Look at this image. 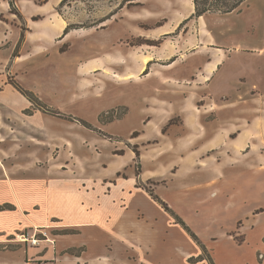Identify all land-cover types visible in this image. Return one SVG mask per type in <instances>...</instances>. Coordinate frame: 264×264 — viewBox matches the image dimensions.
Wrapping results in <instances>:
<instances>
[{"label": "rangeland", "instance_id": "374dc122", "mask_svg": "<svg viewBox=\"0 0 264 264\" xmlns=\"http://www.w3.org/2000/svg\"><path fill=\"white\" fill-rule=\"evenodd\" d=\"M31 1L47 4L45 14L28 10V0H0V202L11 200L13 179L50 225L39 226L38 239L10 232L38 240L30 256L45 239L68 248L28 264H210L208 254L214 264H264V0L201 16L194 0ZM45 21L66 26L44 40L33 26ZM216 54L228 60L210 86L179 89V102L207 127L196 146L218 136L213 161L184 165L176 177L169 154L162 166L148 161L143 175L146 142L135 138L151 99L166 91L160 69L192 76ZM181 119L163 133L186 135ZM19 222L0 212V231ZM25 254L0 250V263L21 264Z\"/></svg>", "mask_w": 264, "mask_h": 264}, {"label": "crops", "instance_id": "0c3cea01", "mask_svg": "<svg viewBox=\"0 0 264 264\" xmlns=\"http://www.w3.org/2000/svg\"><path fill=\"white\" fill-rule=\"evenodd\" d=\"M24 1V0H22ZM30 1L29 3H25L28 10L33 11V13H43L45 14L44 8H46L47 4L44 5H37L34 1ZM19 3V6H22L24 3ZM48 3V2H47ZM38 7V10L35 11V8ZM48 10V9H47ZM45 20V18L41 19ZM38 22V21H37ZM36 22V23H37ZM66 26L65 23L60 22L58 24V27H55L52 25L51 22L44 23V26H41L42 29L39 30V28L34 27L33 33L39 32L37 37H40L44 40H49L53 35L61 34L64 27ZM32 34V32H31ZM36 37V38H37ZM148 59L149 56L145 57ZM228 60L227 58L222 59L221 55H210L208 60L202 64V66H199L194 70V74L192 76H179V71L177 73L168 72L170 69H160V75L159 79L161 81L162 86L165 87V92L162 91V89H158V92L154 98L151 99V103L149 104L147 110L145 111L146 115V123L144 125V130L142 134L135 138L137 140H140V138H143L145 140L146 144L143 146V150L141 151V162L143 163V175L146 173L144 170L145 164L147 162H151L155 165H161L164 161V157L168 156L169 154H172V159H174L169 164V169L175 168V166L178 168L176 172H173V175L176 177L179 175V170L182 166H195L200 165L203 167H207L203 164L208 159L209 161H213L212 158L215 155V152H212V154L209 155V151L214 150L216 146H218V136H213L208 142L204 143L202 147L196 146L198 140L201 138L200 135L204 133V131H207V127L204 124V121L202 120V117H197L195 115V111L190 107H184V104L179 102V94H182L180 90L183 88V86H187L191 92L194 89V86H198L199 89L203 85L210 86L211 82L213 80V77L216 76V73L220 70L223 63H225ZM179 63V52L177 54V60L173 62V64L177 65ZM145 68V63L143 62L142 67H140L139 71L141 72ZM180 89V90H179ZM181 116V122H179V128L181 131H186L187 134L183 135V132H180L175 134V138H172L173 134L172 132L163 133V127L168 121L175 117V116ZM228 128L223 127V131ZM174 130V129H173ZM171 129V131H173ZM177 132V130L175 131ZM227 134H230V132H233V129H228ZM182 133V134H181ZM244 133V131H243ZM242 133V134H243ZM251 135L249 132H245ZM228 136V135H227ZM226 138V135H224ZM231 141L234 139L230 138ZM155 143H149V141H155ZM127 161H132L134 157L136 156L135 153L132 152L127 153ZM126 158V157H125ZM207 163V162H206ZM162 166V165H161ZM263 167V165H261ZM146 169V168H145ZM157 169L155 171L148 174L149 176L155 177L159 176L157 174ZM155 174V175H154ZM154 175V176H153ZM147 178V177H145ZM9 190L12 194L11 200H5L1 201L0 204L3 203H11L15 205V209H5L2 211H8V213H16L19 215V223L21 226H18L17 228H13L12 230H2L0 231V250H8V249H25V262H22L21 264H28L31 262V259L36 260L37 258H47L48 260L54 259V258H60L62 255L56 253V248L60 251H65L68 247L66 246H58L54 243L53 245L51 243H48L49 240L45 239L43 240L44 244L42 246H39L38 248L42 249V252L39 250L38 252H31V256L29 255V246L36 247V244H32L31 242L27 243L23 238L20 239H14L9 238L10 232H14V230H21V231H28L25 232L28 234V237H36L38 236V230L39 226L44 227L45 230L50 231V229L47 228L49 225L47 222L42 221L41 218H36V211L39 206L37 204L26 206L24 204V201L22 197H20L19 194V182H16L15 180L11 179L8 182ZM117 185L116 187H118ZM50 226V225H49ZM48 234V233H47ZM124 234V233H123ZM18 235H20V232H18ZM22 235V234H21ZM129 235H121L120 239H128ZM50 237V236H49ZM27 239V237L25 236ZM37 238V237H36ZM51 238V237H50ZM38 239V238H37ZM40 239V238H39ZM29 240V239H28ZM31 240V239H30ZM12 241V244H10ZM38 241V240H37ZM45 241L47 243H45ZM126 241V240H125ZM14 242V243H13ZM32 248V247H31ZM52 251V252H51ZM61 252V253H62ZM82 257V256H81ZM79 258V257H78ZM0 264H12L8 263L7 261L1 262Z\"/></svg>", "mask_w": 264, "mask_h": 264}, {"label": "trees", "instance_id": "16d2710c", "mask_svg": "<svg viewBox=\"0 0 264 264\" xmlns=\"http://www.w3.org/2000/svg\"><path fill=\"white\" fill-rule=\"evenodd\" d=\"M244 1L245 0H194L195 10H196L195 14L197 16H201V15H204L205 13H209V12L230 13V12L236 10ZM69 29H71V25H68L66 27L65 33H67L69 31ZM16 87L23 94L27 95V97L32 102H35V98L32 97L33 96L32 93H30L29 91L23 90V88L20 87L19 85H16ZM83 123H85L87 125L86 122L83 121ZM136 152L139 155V152L138 151H136ZM147 191L149 192V195L155 201L159 202L164 207V209L166 211L174 213L173 209L165 201H163L156 193H154L153 190L150 189ZM15 208H16L15 205H13L11 203L0 204V211L5 210V209H15ZM176 218L178 221H180V223H182V225L187 229L188 232H191V235L198 241V243L202 245V242H201V240H199L197 234L195 232H193L191 229H189V227L185 224L183 219L181 217H179L178 215H176ZM202 247H203V245H202ZM207 257H208L210 264H214L211 255L208 254Z\"/></svg>", "mask_w": 264, "mask_h": 264}, {"label": "built area", "instance_id": "2783aa9c", "mask_svg": "<svg viewBox=\"0 0 264 264\" xmlns=\"http://www.w3.org/2000/svg\"><path fill=\"white\" fill-rule=\"evenodd\" d=\"M32 241H33V243H34V244H36V243H37V240H36V239H33Z\"/></svg>", "mask_w": 264, "mask_h": 264}, {"label": "bare ground", "instance_id": "6f19581e", "mask_svg": "<svg viewBox=\"0 0 264 264\" xmlns=\"http://www.w3.org/2000/svg\"><path fill=\"white\" fill-rule=\"evenodd\" d=\"M147 59V58H146Z\"/></svg>", "mask_w": 264, "mask_h": 264}]
</instances>
